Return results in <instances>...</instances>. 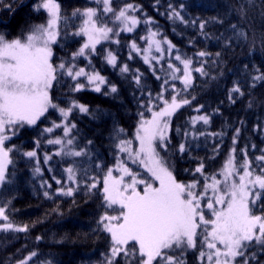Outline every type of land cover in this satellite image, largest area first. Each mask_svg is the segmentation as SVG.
I'll list each match as a JSON object with an SVG mask.
<instances>
[{
    "label": "trees",
    "instance_id": "obj_1",
    "mask_svg": "<svg viewBox=\"0 0 264 264\" xmlns=\"http://www.w3.org/2000/svg\"><path fill=\"white\" fill-rule=\"evenodd\" d=\"M44 1L0 0V41L23 40L43 24L46 15L36 6ZM52 1L59 6V26L50 58L51 108L34 125L17 122L7 131L12 135L4 142L9 164L0 208L13 229L0 230V264H142L135 243L110 257L114 245L103 218L117 207L105 202L102 179L119 160V146L133 140L138 122L165 102H187L171 116L168 138L157 146L177 183L202 191L219 177L231 147L234 164H246L264 180V0L113 1L115 8L136 7L191 62L188 87L168 68L149 67L130 53L129 39L139 38L143 27L117 44L98 45L89 60L73 57L83 40L79 12L96 7L98 19L102 12L94 0ZM109 53L114 65L107 62ZM80 69L103 78L99 92L77 89L85 78L69 72ZM209 198L202 209L207 220ZM249 214L264 219V189L250 200ZM202 240L200 233L194 245L172 248L152 264H209ZM234 264H264V235L243 243Z\"/></svg>",
    "mask_w": 264,
    "mask_h": 264
},
{
    "label": "rangeland",
    "instance_id": "obj_2",
    "mask_svg": "<svg viewBox=\"0 0 264 264\" xmlns=\"http://www.w3.org/2000/svg\"><path fill=\"white\" fill-rule=\"evenodd\" d=\"M94 1L99 4L102 15L97 18L96 7L79 12L81 27L77 35L83 40L73 57L89 60L98 45L117 44L120 36H134L143 27L139 38L129 39L130 53L149 67L168 68L171 77L185 87L190 85L191 62L181 59L169 40L150 26L151 21L136 14V7L126 4L115 8L114 0ZM36 9L46 15L43 24L23 40L0 41V188L9 164V152L4 146L12 135L8 132L14 131L13 125L17 122L34 125L51 108L49 93L54 70L50 58L58 37L59 6L47 0ZM107 62L115 64L112 53L108 54ZM69 74L74 79L85 78V85L78 84L77 89L99 92L105 85L98 73L86 75L80 69ZM186 103L173 99L152 111L148 118L141 119L133 142L125 141L119 146V160L102 179L105 202L117 207L112 216L103 218V229L114 245L111 258L124 252L128 243H135L143 257L142 264H152L172 248L194 245L202 233L209 264H234L243 243L262 240L264 219L249 214V203L257 197L258 190L264 189V180L251 173L246 164H234L233 147L219 177L200 192L193 185L177 183L161 164L157 146L169 135L171 116ZM62 116L66 121L68 112H62ZM210 194L206 209L211 211L212 218L207 220L202 209H205L203 201ZM5 220L0 208V230H12ZM200 225L204 228L199 232Z\"/></svg>",
    "mask_w": 264,
    "mask_h": 264
}]
</instances>
